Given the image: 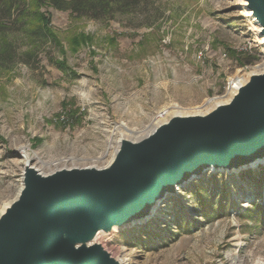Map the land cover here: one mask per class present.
<instances>
[{"label":"rangeland","instance_id":"1","mask_svg":"<svg viewBox=\"0 0 264 264\" xmlns=\"http://www.w3.org/2000/svg\"><path fill=\"white\" fill-rule=\"evenodd\" d=\"M41 12L60 44L30 39L21 25L6 36L13 59L0 66V213L22 188L26 152L50 164L32 161L44 175L103 168L117 149L118 124L144 135L166 104L188 114L227 101L238 75L247 81L264 71V43L245 0H146L105 21ZM82 36L90 41L72 51ZM242 55L258 60L241 66ZM168 197L148 222L107 234L112 257L264 264V163L207 172Z\"/></svg>","mask_w":264,"mask_h":264},{"label":"water","instance_id":"2","mask_svg":"<svg viewBox=\"0 0 264 264\" xmlns=\"http://www.w3.org/2000/svg\"><path fill=\"white\" fill-rule=\"evenodd\" d=\"M245 1L264 43V0ZM248 78L206 114L175 115L138 141L121 139L107 167L44 175L24 165L23 189L0 214V264H120L102 235L149 220L207 172L264 163V72Z\"/></svg>","mask_w":264,"mask_h":264},{"label":"trees","instance_id":"3","mask_svg":"<svg viewBox=\"0 0 264 264\" xmlns=\"http://www.w3.org/2000/svg\"><path fill=\"white\" fill-rule=\"evenodd\" d=\"M146 0H0V66L7 67L13 59L11 45L6 36L15 29L26 34L30 39L53 41L60 44L51 26V17L41 12L42 8H52L56 11H67L75 18H94L105 21L116 15L133 14ZM72 51L82 43L90 40L85 36L78 39ZM39 41L34 42L37 46ZM257 56H239L238 64L252 65ZM63 64L60 66L63 68Z\"/></svg>","mask_w":264,"mask_h":264},{"label":"bare ground","instance_id":"4","mask_svg":"<svg viewBox=\"0 0 264 264\" xmlns=\"http://www.w3.org/2000/svg\"><path fill=\"white\" fill-rule=\"evenodd\" d=\"M252 20H253L254 23H256V20H254L253 18H252ZM259 31H260V29L257 30L258 34H259ZM259 35H260V34H259ZM258 68H259V67H258ZM262 72H264V71H262ZM257 73H261V72H257ZM246 82H247V81H246L245 79L241 78V77L238 75V77H236V80H235L234 82H231V83H230V84H231V90H232L231 93L234 94V93L238 90V88H239L240 86H242L243 84H245ZM231 96H232V95H231ZM230 99H231V97H230ZM230 99L227 100V101H224V102H222V100H220V101H218V102H217V100H211V101H209L210 106L205 107V108L195 107V109H194L191 113H188V114L185 113V109L180 108V107H179L177 104H175V103L166 104V106H164V107H162V108L159 109L158 114H157V115L154 117V119H153V123H152V127H151V129L149 130V132H147V133L144 134V135H138V133H137L134 129L130 128L129 126H127V125L124 124V123H120V124L117 125V129H116V132H115V135L118 137L117 148H118V145H119L121 139L126 138V139H130V140H133V141H138V139H141L142 137H144V136L148 135L149 133H151L152 130H153L156 126H158V124L167 121V119H168L169 117H172V116H175V115L181 116V115L206 114V113L210 112V110H211L215 105H217V104H224V103L230 101ZM211 102H212V103H211ZM214 102H215V103H214ZM115 151H116V150H115ZM105 155L107 156V153H106ZM114 156H115V155L113 154V158H114ZM24 158H25V165H30V166H32V164H33L32 161H34V159H37V158H38L40 164H41L43 167H50V164H49L48 162H46V161H44V160H41L38 156H36V154L31 155L30 153L26 152ZM113 158H112V160H113ZM112 160H111V161H112ZM111 161L107 164V166L110 165ZM260 163H261V162H256L254 165H252L251 168H254L255 166H257V164H260ZM107 166H105V167H107ZM32 167H33V166H32ZM55 170H57V169H55ZM55 170H53V171H55ZM38 171H40V170L38 169ZM53 171H52V172H53ZM210 172H213V170L210 171ZM234 172H237V171H234ZM21 187H22V185H21ZM182 188H183V187H179V188L177 189V193H178ZM22 189H23V187L21 188L20 192L22 191ZM20 192L18 193V195L20 194ZM18 195H17V196H18ZM176 195H177V194H176ZM10 203H11V202H10ZM9 205H10V204H9ZM9 205H8V206H9ZM8 206H7V207H8ZM161 206H162V203H159L158 207L155 209L154 212L156 213V211H158V210L161 208ZM7 207H6V208H7ZM155 213H154V215H155ZM0 214H1V213H0ZM152 218H153V217H152ZM152 218H150L149 220H151ZM149 220H143V221H141V222H133V223H132L131 225H129V226H131V227H135V226L141 224L142 222H148ZM118 230H119L118 228H115L114 231H113V233H116ZM109 237H110V236H108V235H102V236H101V239L99 240L100 243H102V245L106 247V244L104 243V241H105L106 239H108ZM118 261L120 262V264H126V263L128 262L127 259H122V260H121V259H119V258H118Z\"/></svg>","mask_w":264,"mask_h":264},{"label":"built area","instance_id":"5","mask_svg":"<svg viewBox=\"0 0 264 264\" xmlns=\"http://www.w3.org/2000/svg\"><path fill=\"white\" fill-rule=\"evenodd\" d=\"M245 51H248L247 49H245ZM259 66H257V67H255L256 69L258 68ZM232 90H231V84H229V86L227 87V90H226V95H224V97L223 98H226V97H228V96H230L232 93Z\"/></svg>","mask_w":264,"mask_h":264}]
</instances>
